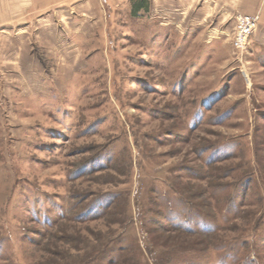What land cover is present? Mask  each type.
I'll return each mask as SVG.
<instances>
[{
    "label": "rangeland",
    "instance_id": "rangeland-1",
    "mask_svg": "<svg viewBox=\"0 0 264 264\" xmlns=\"http://www.w3.org/2000/svg\"><path fill=\"white\" fill-rule=\"evenodd\" d=\"M237 13L0 0V264H264V43L259 17L232 46Z\"/></svg>",
    "mask_w": 264,
    "mask_h": 264
},
{
    "label": "built area",
    "instance_id": "built-area-1",
    "mask_svg": "<svg viewBox=\"0 0 264 264\" xmlns=\"http://www.w3.org/2000/svg\"><path fill=\"white\" fill-rule=\"evenodd\" d=\"M258 14L237 13L234 18V28L232 32V46L241 51L245 48L248 40L258 23Z\"/></svg>",
    "mask_w": 264,
    "mask_h": 264
},
{
    "label": "crops",
    "instance_id": "crops-1",
    "mask_svg": "<svg viewBox=\"0 0 264 264\" xmlns=\"http://www.w3.org/2000/svg\"><path fill=\"white\" fill-rule=\"evenodd\" d=\"M220 7L228 11V13H259L260 27L258 41L264 43V0H214ZM241 11V12H240Z\"/></svg>",
    "mask_w": 264,
    "mask_h": 264
},
{
    "label": "trees",
    "instance_id": "trees-1",
    "mask_svg": "<svg viewBox=\"0 0 264 264\" xmlns=\"http://www.w3.org/2000/svg\"><path fill=\"white\" fill-rule=\"evenodd\" d=\"M140 9H143L142 3L137 4L133 10L134 14H136Z\"/></svg>",
    "mask_w": 264,
    "mask_h": 264
}]
</instances>
